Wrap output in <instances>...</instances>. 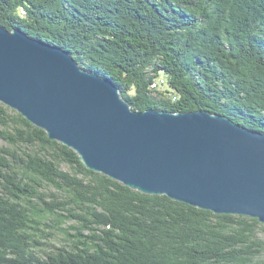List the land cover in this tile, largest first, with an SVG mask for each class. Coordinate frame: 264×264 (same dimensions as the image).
Segmentation results:
<instances>
[{
  "label": "trees",
  "instance_id": "16d2710c",
  "mask_svg": "<svg viewBox=\"0 0 264 264\" xmlns=\"http://www.w3.org/2000/svg\"><path fill=\"white\" fill-rule=\"evenodd\" d=\"M0 28L66 51L111 81L132 111H206L264 134V0H0ZM158 78L160 99L150 91ZM0 126L12 147L0 148V264H264L256 219L88 171L1 103ZM44 185L64 198L47 200ZM50 218L76 222L75 234L62 230L66 245L43 241Z\"/></svg>",
  "mask_w": 264,
  "mask_h": 264
},
{
  "label": "water",
  "instance_id": "95a60500",
  "mask_svg": "<svg viewBox=\"0 0 264 264\" xmlns=\"http://www.w3.org/2000/svg\"><path fill=\"white\" fill-rule=\"evenodd\" d=\"M0 103L91 172L150 196L264 225V134L227 117L132 111L66 51L0 28Z\"/></svg>",
  "mask_w": 264,
  "mask_h": 264
},
{
  "label": "rangeland",
  "instance_id": "374dc122",
  "mask_svg": "<svg viewBox=\"0 0 264 264\" xmlns=\"http://www.w3.org/2000/svg\"><path fill=\"white\" fill-rule=\"evenodd\" d=\"M5 128L3 126H0V130H4ZM10 130V129H9ZM0 148H9L12 149L11 146H9L6 142L0 139ZM26 153H32L35 151L34 148L31 147H22L21 152ZM59 169L63 172L72 173V169L63 163L59 164ZM40 192L45 194L47 196V200H52L53 197H58L59 199H63L65 196V193L63 190L57 189L56 187L52 185H44ZM57 219L56 218H50L48 222H46L47 225H50V228L47 230V236L44 238L43 241H46L55 247H61L62 245H66L67 241L65 240V234L64 230H67L69 234H75V230L72 227L77 226L76 222L74 221H66L62 223L61 225L57 226ZM63 230V231H62ZM255 237L260 241L264 243V225L259 224L255 231ZM257 260L264 262V251L258 256Z\"/></svg>",
  "mask_w": 264,
  "mask_h": 264
},
{
  "label": "built area",
  "instance_id": "2783aa9c",
  "mask_svg": "<svg viewBox=\"0 0 264 264\" xmlns=\"http://www.w3.org/2000/svg\"><path fill=\"white\" fill-rule=\"evenodd\" d=\"M165 90H166V82L162 78H158L150 84L151 93H154L155 97L158 99L164 98Z\"/></svg>",
  "mask_w": 264,
  "mask_h": 264
}]
</instances>
